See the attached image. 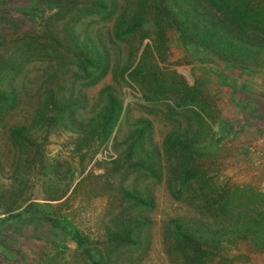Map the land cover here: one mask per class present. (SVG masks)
<instances>
[{
  "label": "trees",
  "instance_id": "trees-1",
  "mask_svg": "<svg viewBox=\"0 0 264 264\" xmlns=\"http://www.w3.org/2000/svg\"><path fill=\"white\" fill-rule=\"evenodd\" d=\"M35 1L36 6L29 10L38 15L37 9L42 6L49 13L39 15L34 29H23L25 11L23 16L2 24L0 44L11 57L0 62V70L7 67L4 80L0 77V101L1 107L8 109L21 103L23 97L30 100L36 95L38 98L31 123L15 126L14 132L20 144L29 141V145L35 146L33 161L43 168L40 172L51 181L49 198H62L74 171L80 175L74 190L92 176H106L101 178L102 186L114 190L117 195L115 206L106 212L109 218L105 253L110 245L114 249L121 245L139 246L142 231L151 222L147 212L154 204L149 182L160 181L165 171L170 195L194 211L191 215L170 217L166 223L164 250L172 264H223L221 236L227 230L255 240L264 249L263 191L247 184L231 183L216 167L203 161L209 153L202 150L198 142L212 128L201 114L205 109L202 112L203 108L188 109L200 120L201 126L196 132L168 133L160 146L149 141L151 134L143 119L142 124L128 133L130 142L112 155L111 165L106 166L103 173L88 170L83 175L88 162H83L84 156L91 152L90 160L92 151L108 142L122 114L123 103L113 91V85L108 84L100 90L102 104L99 109L89 115H77L78 109L87 105L82 88L99 81L108 72L115 83L135 87L148 101L168 99L174 104L184 103L190 91L184 92V87L181 90L176 72L164 71L158 62L169 31L182 41L201 46L241 68L264 65V2ZM33 68L37 72V84L31 86L33 92H30L29 70ZM36 125L45 128L43 137L34 135L32 127ZM50 126H60L74 134L70 142L80 157L76 167L65 156L45 154L41 146ZM63 163H68L74 171L71 168L69 181L61 185ZM144 181L146 187L140 189ZM67 199L56 204L59 206L54 211L56 225L66 230L71 226L69 232L78 249L89 253L88 248L82 247L86 235L71 220L69 212L60 209ZM210 219L223 223L214 227ZM90 262L102 264L100 259ZM43 264L53 263L44 258Z\"/></svg>",
  "mask_w": 264,
  "mask_h": 264
},
{
  "label": "rangeland",
  "instance_id": "rangeland-1",
  "mask_svg": "<svg viewBox=\"0 0 264 264\" xmlns=\"http://www.w3.org/2000/svg\"><path fill=\"white\" fill-rule=\"evenodd\" d=\"M34 6L35 0H0V33L4 30L2 24L5 21L23 16V11L26 12L23 29H34L39 15L49 13L39 6L36 15V12L29 10ZM10 57L9 51L4 50L1 43L0 62ZM158 62L164 71L176 72L181 90L184 87V92L190 91L184 103L179 101L174 104L168 99L148 101L140 96L135 87L115 83L111 72L82 88L87 105L78 109V117L99 109L102 104L100 90L108 84L113 85V91L123 103L122 114L108 142L94 149L90 160L91 152L84 156L83 162H88L82 175L88 170L103 173L104 168L111 165L109 160L112 155L115 156L130 142L128 133L142 124L143 119L151 134L148 140L160 146L168 133L196 132L201 126L200 120L193 110L188 109L203 108L201 112L205 111L201 114L212 127L209 134L198 142L202 150L209 153L203 161L216 167L221 176L231 183L247 184L264 193V166H258L248 156V149L252 150V138L259 135L253 131V125L264 129V65L241 68L201 46L182 41L171 31ZM6 68L0 70L2 81ZM29 71L32 80L29 90L33 92L31 86L37 84V72L34 68ZM17 81H20L19 76ZM37 99L36 95L30 99L32 101L23 97L21 103L8 109L2 108L0 101V264H43L44 258L50 259L53 264H92L91 259H100L102 264H172L164 250L166 223L170 217L191 215L194 211L185 202L170 195L165 171L160 181L149 182L154 204L147 212L151 222L142 229L141 244L121 245L116 249L110 245L105 253L109 218L106 212L115 206L117 193L102 186L101 182L106 176H92L74 190L80 178L73 168L80 158L70 142L74 134L60 126H50L41 147L48 157L58 155L68 158L74 165L71 167L74 177L61 199L49 198L51 181L33 161L35 146L29 145V141L20 144L14 132L15 126L31 123ZM44 129L39 125L32 127L34 135L39 137L45 135ZM71 168L68 163L62 164L64 175L60 180L61 185L69 181ZM108 177L111 178L110 175ZM145 187L146 181L139 185L140 189ZM67 197L60 209L69 212L71 220L86 235L82 247L88 248L89 253L78 249L75 238L69 232L71 226L63 229L54 220V211L59 208L56 204ZM211 223L216 227L223 222L211 220ZM221 243L223 264H264V249L249 237L244 238L227 230L221 236ZM111 250L114 252L110 253Z\"/></svg>",
  "mask_w": 264,
  "mask_h": 264
},
{
  "label": "crops",
  "instance_id": "crops-1",
  "mask_svg": "<svg viewBox=\"0 0 264 264\" xmlns=\"http://www.w3.org/2000/svg\"><path fill=\"white\" fill-rule=\"evenodd\" d=\"M253 129V131L259 133V135H257V137H259L257 138L255 136L252 138L254 141H251L252 146H250V149L252 150L250 151L248 149V156L258 166H264V129L257 125H253ZM254 167H256V165H254Z\"/></svg>",
  "mask_w": 264,
  "mask_h": 264
}]
</instances>
